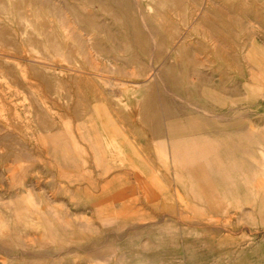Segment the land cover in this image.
I'll use <instances>...</instances> for the list:
<instances>
[{"label":"rangeland","instance_id":"374dc122","mask_svg":"<svg viewBox=\"0 0 264 264\" xmlns=\"http://www.w3.org/2000/svg\"><path fill=\"white\" fill-rule=\"evenodd\" d=\"M0 264H264V0H0Z\"/></svg>","mask_w":264,"mask_h":264},{"label":"crops","instance_id":"0c3cea01","mask_svg":"<svg viewBox=\"0 0 264 264\" xmlns=\"http://www.w3.org/2000/svg\"><path fill=\"white\" fill-rule=\"evenodd\" d=\"M169 148H170V147H169ZM171 150H172V148H171ZM171 150H170V151H171ZM170 153H171V152H170ZM171 157H172V154H171Z\"/></svg>","mask_w":264,"mask_h":264}]
</instances>
